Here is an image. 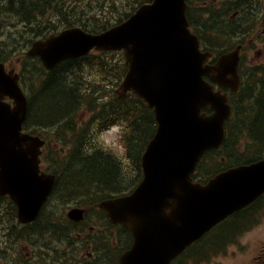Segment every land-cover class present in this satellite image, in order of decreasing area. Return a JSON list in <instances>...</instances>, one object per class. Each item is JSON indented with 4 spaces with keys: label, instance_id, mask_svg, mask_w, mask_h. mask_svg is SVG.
Returning <instances> with one entry per match:
<instances>
[{
    "label": "water",
    "instance_id": "water-1",
    "mask_svg": "<svg viewBox=\"0 0 264 264\" xmlns=\"http://www.w3.org/2000/svg\"><path fill=\"white\" fill-rule=\"evenodd\" d=\"M185 10V0H155L100 36L71 29L35 43L30 52L53 68L65 59L87 55L94 47L125 49L130 71L122 90H134L155 107L159 124L143 157L145 179L140 187L132 196L102 206L115 222L131 225L135 223L120 218L185 217L179 219L177 231L171 230L173 235L158 236L163 243L173 242L179 253L264 194V159L220 172L206 184L192 181L202 155L224 143L232 108L223 89L235 92L240 88V46L217 65L204 66L208 55L201 54ZM204 75L219 84V91L213 93L214 85L205 82ZM2 95L15 99L17 105L11 108L0 102V196L9 195L18 206L20 221L30 223L40 214L54 178L47 181L40 174L43 143L22 134L27 101L18 77L6 73L4 65H0ZM209 106L213 113L202 114Z\"/></svg>",
    "mask_w": 264,
    "mask_h": 264
},
{
    "label": "trees",
    "instance_id": "trees-1",
    "mask_svg": "<svg viewBox=\"0 0 264 264\" xmlns=\"http://www.w3.org/2000/svg\"><path fill=\"white\" fill-rule=\"evenodd\" d=\"M44 1L5 0L4 8L7 12L0 14V19L4 15L15 17L31 28L34 37H44L59 28H70L76 25L86 31L101 32L121 22L137 6L149 0H136V6H130L131 11L124 13L123 17L114 15L120 12L119 6L122 0H102L101 3L93 0L90 5L99 6L105 11H100L96 17L97 20L94 17L93 20L88 11L84 9L87 0H46V3ZM1 2L2 0H0V8L2 7ZM48 9L52 11L47 13ZM109 11L110 16L107 13ZM106 55H90L83 60L92 66L94 63L91 58L95 56L101 61V66L105 67L106 74L113 72L115 66L118 65L117 79L121 81L127 72V65L122 56H120V62L113 63V68L107 69L108 63L104 59ZM67 64V66L63 64L55 75H50L44 83L42 99L47 108L53 111L51 123L60 124L78 100L90 101L94 115L92 114L90 123L82 128V132H86L90 124L97 125L101 130L109 128L113 123L123 124L127 132L125 140L128 145V155L134 161L138 176H140L141 155L156 129L153 113L142 100L134 95L112 100L107 105L96 107L95 100L102 87L96 86L86 94L79 93L81 78L78 74V66L74 61H69ZM245 74L241 86L243 92L235 105L234 118L227 124V138L224 147L222 151L209 152L205 155L203 162L209 166V169L203 174L199 171V178L216 173L220 166H224L222 158L225 160L226 167L251 163L264 158V64L249 68ZM113 82L116 84L115 80ZM70 115L75 117L76 111L71 110ZM46 117L49 118V111ZM241 120L247 123L244 124ZM27 126H31L30 121ZM249 154L252 157H247ZM56 164L54 171L59 174L60 180L54 191L55 196L63 195L62 183L67 184L68 193H76L86 184H89L88 187L94 191L105 195H117L126 190V174L123 168L119 166L113 154L102 149H97L92 153L79 150L74 156L57 161ZM0 206H4L10 215L16 216V206L9 198H0Z\"/></svg>",
    "mask_w": 264,
    "mask_h": 264
},
{
    "label": "flooded vegetation",
    "instance_id": "flooded-vegetation-1",
    "mask_svg": "<svg viewBox=\"0 0 264 264\" xmlns=\"http://www.w3.org/2000/svg\"><path fill=\"white\" fill-rule=\"evenodd\" d=\"M241 92L242 89L234 93V99L238 100L237 94ZM263 206L264 196L219 223L170 264H219L214 263L213 259L221 257L223 253L226 258L232 256L233 264H264V242L255 249L250 247L248 241L245 247L231 251L234 243L238 242L235 239L260 222ZM240 215H244L243 218ZM106 220V216H84L82 221L77 222L66 216L39 217L29 225H6L18 230L20 237L28 232L31 234L30 241L18 242V245L24 246L25 255L12 254L11 264H121L122 256L135 242L134 235L127 228L109 222L105 230L94 231ZM247 222L255 223L246 225L244 230L232 227H241ZM40 238L44 240L38 241ZM199 253L205 255L200 256ZM5 258L8 259L9 255H5Z\"/></svg>",
    "mask_w": 264,
    "mask_h": 264
},
{
    "label": "rangeland",
    "instance_id": "rangeland-1",
    "mask_svg": "<svg viewBox=\"0 0 264 264\" xmlns=\"http://www.w3.org/2000/svg\"><path fill=\"white\" fill-rule=\"evenodd\" d=\"M209 3H212L213 0H208ZM247 5L242 6V10H240L238 20L245 23L248 27V31L245 41L246 47V60H247V68L254 67L259 63L264 62V0H257L253 4L249 6ZM11 22L7 19L4 22H0V39H4L7 42L13 41L14 37L19 38L18 30L11 26ZM237 39L235 38L233 41V46H235V42ZM19 44L17 45V49H19V53L16 57H20L19 59H14V65L17 64L18 61L23 60V52L25 47L28 45L29 39L28 38H20ZM246 109V107H243ZM87 118V122L89 121L90 116H86L83 118L85 120ZM242 123H247V121L241 120ZM260 127V125H257ZM101 142L103 145L112 152L119 155L124 164L127 165V161L125 158V146L120 139V129L114 128L110 132H107L101 138ZM247 157H252L251 154L247 155ZM130 175L134 176L132 169H130ZM101 202L100 199H95L94 196L90 193H78L74 195L72 198L66 200L62 203H49L47 205V214L45 216H60L64 215L65 213H69L73 208L78 206H86L90 209L92 213L98 212V205ZM261 220L259 223L255 224V227L252 230L246 231L244 234L240 235L236 240L237 243H234L232 246V250L242 248L246 246V243L249 241L250 247H257L264 242V208L261 210ZM1 216V215H0ZM243 216L244 215H240ZM252 223H245L243 226L232 225L234 228H239L244 230L246 225H252ZM244 245V246H243ZM4 253L0 254L3 255ZM8 254V253H7ZM6 254V255H7ZM200 256L205 255L204 253H199ZM232 257V256H231ZM226 258V255L223 253L221 257H215L213 262H218L219 264H233L232 258ZM3 259L0 258V264Z\"/></svg>",
    "mask_w": 264,
    "mask_h": 264
},
{
    "label": "bare ground",
    "instance_id": "bare-ground-1",
    "mask_svg": "<svg viewBox=\"0 0 264 264\" xmlns=\"http://www.w3.org/2000/svg\"><path fill=\"white\" fill-rule=\"evenodd\" d=\"M45 1H46V0H45ZM45 1H44V2H45ZM45 3H46V2H45ZM37 14H38V12H37Z\"/></svg>",
    "mask_w": 264,
    "mask_h": 264
}]
</instances>
